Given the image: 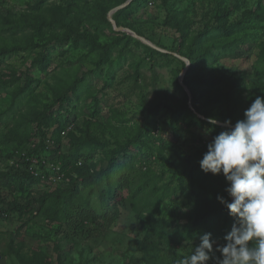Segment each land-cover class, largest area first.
Masks as SVG:
<instances>
[{"label":"rangeland","instance_id":"1","mask_svg":"<svg viewBox=\"0 0 264 264\" xmlns=\"http://www.w3.org/2000/svg\"><path fill=\"white\" fill-rule=\"evenodd\" d=\"M127 2L0 0V173L15 182L23 175L11 186L0 182V264H174L205 233H192L187 222L223 205L218 195L231 200L224 175L205 173L199 161L225 121L234 126L264 96V0H144L119 19L132 1L117 8ZM220 11L228 13L221 22ZM239 22L241 32L200 48L207 54L191 76L180 52L199 33ZM46 44L53 52L41 69ZM222 44L230 48L217 59L211 52ZM76 78L82 82L70 124L44 139L37 116L58 108L57 97ZM142 129H149L145 137ZM76 143H84V156L68 162ZM128 146L102 185L116 188L109 204L118 217L110 226L75 225L80 204L102 206L81 174L104 170ZM74 182L77 198L68 192L58 202ZM15 199L32 205L5 213ZM233 222H210L218 244Z\"/></svg>","mask_w":264,"mask_h":264},{"label":"clouds","instance_id":"2","mask_svg":"<svg viewBox=\"0 0 264 264\" xmlns=\"http://www.w3.org/2000/svg\"><path fill=\"white\" fill-rule=\"evenodd\" d=\"M208 123L214 126L218 120L209 117ZM225 125L226 130L208 143L199 163L205 173L223 174L229 182L225 191L231 200L222 195L217 199L229 210L233 225L224 244L205 232L190 254L175 264L213 260L215 264H264V96H257L245 109L244 119L234 126L228 119Z\"/></svg>","mask_w":264,"mask_h":264},{"label":"trees","instance_id":"3","mask_svg":"<svg viewBox=\"0 0 264 264\" xmlns=\"http://www.w3.org/2000/svg\"><path fill=\"white\" fill-rule=\"evenodd\" d=\"M143 1L144 0H132L131 4H129L125 8L118 10L116 16L119 17L120 19V16L127 14L134 7L141 5ZM227 15L228 13L226 11H222V12L220 11L218 14L219 21L221 22V20H223V18H226ZM241 26L242 24L240 22L232 24L230 26H226L220 23L215 28H209L206 31H203L199 33L197 36H195V38L189 42L188 46L186 47V51L180 52L182 57H187L191 61V66H189L190 71H191V76H192V72L196 70L197 68L196 66H198L199 61L205 56V54H207L206 51L202 52L200 48L203 47L204 44H207L208 41L210 40L227 39L229 37L234 36L235 34L241 32L242 29H244V27L242 28ZM244 42H245L244 39L238 40V43L240 44ZM229 48L230 46L222 44V45H219L218 48H216L217 50L212 51L211 54L212 55L217 54L218 55L217 59H219V56L223 55V53L229 50ZM50 49L51 47H49V45L46 44V45H43L42 49L38 52L39 53L38 61L40 63L41 69H45V66L50 63V57L53 52V50L50 51ZM152 52L161 54L162 56L166 55L156 50H152ZM3 53L5 52H0V58L3 56ZM7 53L9 52L7 51L6 54ZM200 54H202V56H200ZM203 61L205 60L203 59ZM81 82L82 81L80 80V78H76L73 81L71 86H69L63 92L59 94V96L57 97L55 101V103H58L59 105L58 108L53 109L54 106L52 104L48 108H46V110L42 111L39 116H37L39 131L41 133V136L44 139L47 137L46 134L48 132H53L58 135L61 133V131L66 129L67 125L70 124L69 123L70 122L69 109H71L70 107H75V105H77L76 102L78 98L80 97ZM55 112H58V113H55ZM188 116H189V113H188ZM145 127L147 128L148 126H145ZM219 130L224 131L226 130V127L224 126L222 127V130L221 129ZM148 131L146 130L144 132V130L142 129L140 131V134L142 135V133L144 132L143 137H145L146 134H148ZM137 143H139L140 145L144 144V142L142 141V138H138ZM83 144L76 143V146H75L76 149L74 150L72 154L68 156V159H67L68 162L76 161L80 157L84 156L83 151L85 150V147ZM99 147L100 146H98L95 152L98 149H100ZM129 149L130 147L128 146V147L115 150L113 152L112 157L110 158L109 165L104 170L99 171V172H88L87 171L88 173H86L85 175L81 174L83 182L86 183V185L92 186V189H95L96 191L99 192V201L102 206L100 209L96 210L95 208L91 207L89 200L86 201V203L84 204H80L78 209L75 210L76 211L75 212L76 221H78L75 225L80 226V227H86V224L95 223L96 221L104 220L106 221L107 226H110V224L113 223L115 219L118 217L119 210L117 209V206H116V210L113 212L112 211L113 206L109 204L110 200L115 199V193H116L115 189L116 188H112L111 186H109L108 188H105L104 190L102 185H103L104 175L110 178L111 175L115 173L116 168L120 165L118 162L119 156L120 155L126 156L127 154H129ZM95 152L88 154L87 158L88 157L93 158ZM115 154H118V155H115ZM27 163L29 164L30 161L26 162V164ZM5 172H8L9 174L11 170L5 171ZM1 176L2 178H0V182L3 181L4 184L7 183L6 184L7 186H11V184H15L23 175H21V177L18 176L16 179V182H15V176L14 177L11 176L10 178H8L6 173H2ZM127 178L128 177L125 175L122 177V180L123 181L127 180ZM78 185L79 184L74 182L71 188H67V189H63L59 191L58 196H57V201L58 202L62 201V198H64L68 192L71 198L73 197L77 198L78 192H79ZM106 189L107 191H111V193H106L107 192ZM31 205H32V201L22 203L15 199V200H12L8 204L7 209H4V211L5 213L8 212L9 214H14V213L22 214L26 212L31 207ZM222 216H224L226 223L231 221L229 210L224 205L205 210L201 214L196 215L193 219L188 221L187 225L189 226V229L192 233L201 232V231L209 232L208 230L210 229V225H209L210 222H213L216 219H220ZM181 221H182V216L176 213L173 218V223L177 224L178 222H181ZM187 225H185L184 228H187L188 227ZM177 259H175L174 261H176ZM211 264H214V263H211Z\"/></svg>","mask_w":264,"mask_h":264},{"label":"water","instance_id":"4","mask_svg":"<svg viewBox=\"0 0 264 264\" xmlns=\"http://www.w3.org/2000/svg\"><path fill=\"white\" fill-rule=\"evenodd\" d=\"M131 1H132V0H129V2H127V3L123 4V5H120L117 9H119V8H121V7H124L125 5L129 4ZM180 57H181V58H184V57H182V56H180Z\"/></svg>","mask_w":264,"mask_h":264},{"label":"built area","instance_id":"5","mask_svg":"<svg viewBox=\"0 0 264 264\" xmlns=\"http://www.w3.org/2000/svg\"><path fill=\"white\" fill-rule=\"evenodd\" d=\"M175 264V263H174Z\"/></svg>","mask_w":264,"mask_h":264}]
</instances>
